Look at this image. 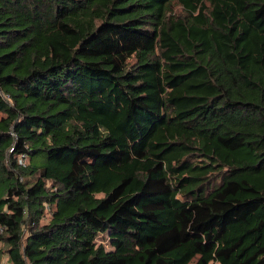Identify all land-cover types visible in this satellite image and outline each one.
<instances>
[{"label": "trees", "instance_id": "trees-1", "mask_svg": "<svg viewBox=\"0 0 264 264\" xmlns=\"http://www.w3.org/2000/svg\"><path fill=\"white\" fill-rule=\"evenodd\" d=\"M5 257L264 264V0H0Z\"/></svg>", "mask_w": 264, "mask_h": 264}, {"label": "rangeland", "instance_id": "rangeland-1", "mask_svg": "<svg viewBox=\"0 0 264 264\" xmlns=\"http://www.w3.org/2000/svg\"><path fill=\"white\" fill-rule=\"evenodd\" d=\"M175 14L177 15V16H179V15H182L183 14V9H182V7L181 6H179V5H177V6H175ZM48 219H46V221H47ZM97 242L99 243V244H104V245H106V248L109 250L110 248L108 247V245H107V240H106V237H104V236H100L99 238H98V240H97ZM3 264H10L9 262H8V258L7 257H5L4 258V262H3Z\"/></svg>", "mask_w": 264, "mask_h": 264}]
</instances>
